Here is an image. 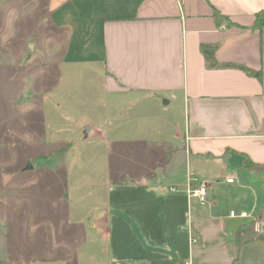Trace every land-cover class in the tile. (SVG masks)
<instances>
[{
  "label": "crops",
  "instance_id": "0c3cea01",
  "mask_svg": "<svg viewBox=\"0 0 264 264\" xmlns=\"http://www.w3.org/2000/svg\"><path fill=\"white\" fill-rule=\"evenodd\" d=\"M34 2L44 11L41 19L44 25H39L43 27L40 29L41 40L32 41L39 45L44 43L41 51L53 58L52 64L57 67L81 66L89 71L100 67L102 91L123 104L116 113L120 134L130 127L132 131L127 132L140 133L141 120L148 118L157 122L158 137L180 139L188 146L189 160L187 152L184 153L185 177L194 174L209 188L207 208L195 199L197 205L192 206L193 200L188 201L184 188L188 208L203 207L197 224L211 219L219 221L220 226L224 219L235 222L228 216L232 209L237 212L245 210L263 224L264 169L258 166L264 164V27L259 30L252 25L255 15L264 10V0ZM217 12L224 17L219 18V22L215 19ZM203 45L212 48L217 67L208 66L201 52ZM239 66L257 72L258 76ZM109 100L105 99L107 103ZM152 107L160 108V113L151 116L148 110ZM178 108L184 117L183 124L172 115ZM108 124L104 123V129L109 133L113 130ZM132 135L107 139L103 146L109 153L115 150L114 147L122 151L124 143L141 141V135ZM231 153L243 156L240 166L231 167L227 163ZM245 158L256 165L245 166ZM106 159L103 178L107 179L110 163ZM77 174L79 177L80 173ZM230 177L234 179L231 183L226 181ZM125 179L127 181L112 186L114 181ZM149 182L150 177L143 172L131 175L121 172L107 180L108 193L101 198L115 200L112 207L108 206L115 213L123 206V220L130 227L136 225L134 217L141 219L142 211L136 209L140 207L138 202L131 201L128 196L121 206L124 190L139 189ZM174 183L169 189L175 193L172 201L176 204L173 197L176 198L178 189ZM172 187L176 190L172 191ZM155 189L159 193L163 191ZM88 192L86 195L78 192L77 195H81L79 199L82 200L87 196L92 200L97 198L96 192L91 189ZM223 201L229 202V207L223 208L222 216L208 212L211 207L221 208ZM30 202L39 200L34 196ZM84 202L82 206L87 208ZM61 211L64 216V209ZM218 211L222 212V209ZM104 215L94 220L92 229H99L100 224L106 225L108 221ZM116 217L118 220L121 215ZM236 220L230 230L216 232L209 238L196 228L194 243L200 242L195 246L190 241L193 235L188 222L189 246L193 252L187 261L182 259L183 255L179 256L177 264H264V240L257 238L261 232H250L245 227L252 221L250 218ZM62 221L66 222L65 219ZM24 258L6 257L14 260V264L25 263Z\"/></svg>",
  "mask_w": 264,
  "mask_h": 264
},
{
  "label": "rangeland",
  "instance_id": "374dc122",
  "mask_svg": "<svg viewBox=\"0 0 264 264\" xmlns=\"http://www.w3.org/2000/svg\"><path fill=\"white\" fill-rule=\"evenodd\" d=\"M43 15L34 0H0V264H14L8 256L25 257L23 264H109L119 259L177 264L181 255L189 260L193 249L188 222L193 238L196 228L209 238L230 230L237 220L224 219L222 226L213 219L197 224L208 202L188 208L183 194L188 146L180 139L158 137L157 122L148 118L135 127L140 133L127 132L130 127L120 134L116 113L123 104L102 91L100 67L94 71L57 67L41 51L44 43L33 42L42 38ZM148 113L158 114L160 108L152 107ZM172 113L183 124L181 110ZM106 122L112 132L105 131ZM130 134L141 135V141L124 143L122 151L114 147L110 153L103 146L107 139ZM105 159L110 163L107 179L103 178ZM28 163L31 167L26 168ZM46 168L52 169L47 172ZM121 172L150 177L147 186L124 190V198L120 197L124 199L121 206L127 196L140 205L136 209L142 211L141 219L134 217L136 225L130 227L123 220V206L115 213L109 209L115 200L101 198L108 193L107 180ZM125 181H114L112 186ZM173 183L178 189L173 197L176 204L175 193L169 189ZM155 188L163 189L162 193ZM90 189L97 198L79 199L77 194L86 195ZM34 196L39 202H30ZM222 205L208 212L222 216L229 202ZM102 214L108 222L92 229ZM117 215H121L118 220ZM248 229L256 232L253 220Z\"/></svg>",
  "mask_w": 264,
  "mask_h": 264
},
{
  "label": "built area",
  "instance_id": "2783aa9c",
  "mask_svg": "<svg viewBox=\"0 0 264 264\" xmlns=\"http://www.w3.org/2000/svg\"><path fill=\"white\" fill-rule=\"evenodd\" d=\"M233 178H227L226 181L227 182H233ZM186 197L188 199V201H192L193 199H195L197 201V203H199L200 205H206V201H207V196H208V185L203 183V182H199L198 178L194 176V174H188L187 176V180H186ZM172 191H175L176 189H174L173 187L171 188ZM228 216L234 219H239V218H250L254 221V227L256 229V231L258 232H262V227L260 228L261 221L257 218H253L251 217L250 213H248L245 210H241V211H235V210H230L228 212ZM190 241L192 243H194L196 241V239L190 237ZM109 264H143L140 262H132L130 260H124V259H119V260H112Z\"/></svg>",
  "mask_w": 264,
  "mask_h": 264
},
{
  "label": "trees",
  "instance_id": "16d2710c",
  "mask_svg": "<svg viewBox=\"0 0 264 264\" xmlns=\"http://www.w3.org/2000/svg\"><path fill=\"white\" fill-rule=\"evenodd\" d=\"M219 18L223 19L224 17L222 15H220V13H215V19L216 21L219 22ZM254 24L252 25V28L254 29H259L262 30V28L264 27V10H262L261 12L257 13L255 15V19H254ZM201 52L204 53V56L206 58V61L208 62V66L210 67H217L218 65L215 63L214 58H213V51L212 48L208 45H203L201 47ZM241 69L245 70L247 73L253 74L255 76H258L257 72H254L250 69H246L242 66H239ZM256 164H254L253 162H251L248 158H245V166H255ZM259 168L264 169V164L263 165H259ZM264 180V179H263ZM252 225V221H249L248 223L245 224V227H250ZM261 240H264V220H263V225H262V232L259 233L258 237Z\"/></svg>",
  "mask_w": 264,
  "mask_h": 264
},
{
  "label": "water",
  "instance_id": "95a60500",
  "mask_svg": "<svg viewBox=\"0 0 264 264\" xmlns=\"http://www.w3.org/2000/svg\"><path fill=\"white\" fill-rule=\"evenodd\" d=\"M229 159H228V161H227V163L231 166V167H237V166H240V164H241V161L243 160V156L242 155H240V154H230L229 155ZM29 167H31V164L30 163H28L27 165H26V168H29Z\"/></svg>",
  "mask_w": 264,
  "mask_h": 264
}]
</instances>
